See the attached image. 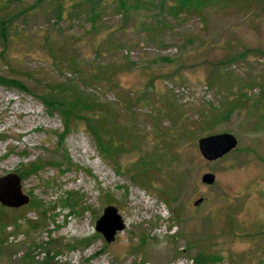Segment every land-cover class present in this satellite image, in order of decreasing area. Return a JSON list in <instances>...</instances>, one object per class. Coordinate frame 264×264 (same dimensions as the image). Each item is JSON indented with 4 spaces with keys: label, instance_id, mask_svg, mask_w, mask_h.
<instances>
[{
    "label": "rangeland",
    "instance_id": "374dc122",
    "mask_svg": "<svg viewBox=\"0 0 264 264\" xmlns=\"http://www.w3.org/2000/svg\"><path fill=\"white\" fill-rule=\"evenodd\" d=\"M35 1L0 2V75L30 91L0 84V176L29 196L0 204V264H264V0ZM58 82L108 115L110 153L39 98ZM224 131L236 148L205 160L198 138ZM107 205L124 223L110 242Z\"/></svg>",
    "mask_w": 264,
    "mask_h": 264
},
{
    "label": "trees",
    "instance_id": "16d2710c",
    "mask_svg": "<svg viewBox=\"0 0 264 264\" xmlns=\"http://www.w3.org/2000/svg\"><path fill=\"white\" fill-rule=\"evenodd\" d=\"M4 0H0L2 2ZM43 0H36L35 3H41ZM212 0H178L177 7L180 9H196L201 8L208 4ZM121 3H124L121 1ZM121 6H124L123 4ZM125 8L127 6L125 5ZM177 9V8H176ZM3 27V19H0V40L5 41L7 40L6 33L4 32ZM100 70H93L91 73H88V78H96L100 74ZM0 84H6L10 86H14L22 91H26L30 93L29 89L25 86V84L18 80L8 76H1L0 75ZM61 83L56 84H49L46 90H43L42 94L39 95V98L42 102L47 105L51 110L52 113L58 111L60 114L63 115L64 119V131L66 132L69 129L70 123L78 119L81 123H83L87 130L95 137L97 144L104 153H110L113 149L116 148V143L113 139L109 140L105 139V132H108L105 129V124L107 123V114L103 116H99L97 114L92 113V108L88 106V104L92 103L88 98L90 95L89 93H82L78 90H71L68 88L65 89L61 87ZM94 109V108H93ZM106 108L100 109L105 111ZM105 113V112H104ZM102 114V113H101ZM117 133H123V130L115 126L114 129ZM112 133V130H109ZM125 133V132H124ZM113 134V133H112ZM108 140V141H107ZM153 158V155L150 157ZM140 164V165H139ZM146 164L142 158L138 162V167L143 169V165ZM146 172H142V176L144 177ZM164 194V191H162ZM6 214L4 213V208L0 209V228L5 229L7 224L3 223L5 220ZM218 254H211L203 251H199L197 254L194 255L192 258L193 264H207V263H214L215 261L219 260Z\"/></svg>",
    "mask_w": 264,
    "mask_h": 264
},
{
    "label": "water",
    "instance_id": "95a60500",
    "mask_svg": "<svg viewBox=\"0 0 264 264\" xmlns=\"http://www.w3.org/2000/svg\"><path fill=\"white\" fill-rule=\"evenodd\" d=\"M237 143V137L227 131L201 136L197 140L198 150L207 161L222 158L235 149ZM200 180L202 183L212 184L215 181V174L210 171L204 172ZM202 199V197L197 198L194 205L199 204ZM28 202L29 196L22 191L21 179L17 173L9 172L0 176V204L2 206L17 208ZM123 227V220L113 205L105 206L95 223V230L100 232L107 242L113 240L115 233Z\"/></svg>",
    "mask_w": 264,
    "mask_h": 264
}]
</instances>
